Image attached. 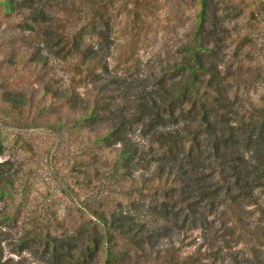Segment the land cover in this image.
<instances>
[{
	"label": "trees",
	"instance_id": "16d2710c",
	"mask_svg": "<svg viewBox=\"0 0 264 264\" xmlns=\"http://www.w3.org/2000/svg\"><path fill=\"white\" fill-rule=\"evenodd\" d=\"M157 3L0 0V112L68 133L70 153L88 172L109 168L117 195L30 216L19 243L32 264H264V91L252 94L264 64L247 62L250 38H235L216 0L185 45L142 47ZM32 172L0 160V193Z\"/></svg>",
	"mask_w": 264,
	"mask_h": 264
},
{
	"label": "rangeland",
	"instance_id": "374dc122",
	"mask_svg": "<svg viewBox=\"0 0 264 264\" xmlns=\"http://www.w3.org/2000/svg\"><path fill=\"white\" fill-rule=\"evenodd\" d=\"M216 1L219 2V14L228 13V17L238 20V24L231 30L237 36L235 38L238 39L242 34L249 36L250 39L242 46L244 50L251 49V60L248 59L247 62L264 64V0ZM157 2V7L153 9L155 16L149 15V22L144 25L142 47L176 50L185 45L186 40L192 39L198 30L203 31L204 26L200 25L203 0ZM124 8V4H119V8L113 10L115 31L123 35L131 28L130 23L127 24V12ZM249 9L254 10L253 16L248 15ZM123 35L121 39L124 38ZM58 75L61 77L63 71L58 72ZM36 80V75L25 79L19 77L12 84H37L34 82ZM261 91H264V85L259 82L252 94L257 96ZM0 138L5 145V155H0V160L17 159L30 165L33 170L30 176L20 182L19 188L0 193V264L33 263L31 254L23 250L19 243L21 227L30 220V216H35L36 219L48 210H58V214H63L69 205L85 206L103 198L107 201L116 198L109 168L102 167L100 173L88 172L92 165H86L74 158L72 151L70 153L73 142L68 133H55L37 125L17 127L0 112ZM66 181H72V184L70 189L65 190L63 185ZM109 206H113V203L110 202ZM80 216L81 213L74 210L72 215L66 216L65 226L69 227L76 221V224L79 223Z\"/></svg>",
	"mask_w": 264,
	"mask_h": 264
}]
</instances>
